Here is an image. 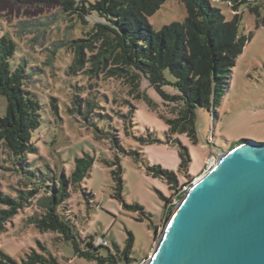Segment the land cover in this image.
<instances>
[{"label":"rangeland","instance_id":"374dc122","mask_svg":"<svg viewBox=\"0 0 264 264\" xmlns=\"http://www.w3.org/2000/svg\"><path fill=\"white\" fill-rule=\"evenodd\" d=\"M77 1L76 7L80 6ZM95 1L87 0L86 5ZM211 2L227 20L237 14L240 32L250 39L229 75L216 112L197 108V133L192 140L185 132L172 131L168 122L180 117L178 100L164 97L145 76L136 86L133 75L112 58L106 67L95 64L91 56L99 52L103 40L94 39L93 47H85V62L70 70L75 65L77 41L89 42L95 23L101 21L96 12L68 11L61 0H0V33L16 42L11 64L24 68V87L42 105L41 125L32 137L37 152L20 162L5 140L0 141V190L13 198L27 197L0 232V264H23L33 252L54 258L53 264H111L110 255L117 254L115 245L124 250L130 232L133 260L127 261L120 253L119 264H147L169 221L168 206L180 202L179 190L186 193L235 144L264 142V26L257 27L251 9L257 7L263 21L264 0ZM186 16L181 0H166L148 19L159 30ZM115 67L122 69L116 73ZM166 76L174 81L169 71ZM162 91L169 96L180 94L172 84L164 85ZM6 104L0 96V115ZM115 138L122 148L138 155L125 154L115 145ZM182 146L191 156L187 171L181 169ZM85 154L94 158L88 176L76 185L69 181L68 195L57 207L73 228L80 251L85 252L80 254L59 232L41 229L35 218L48 212L54 187L61 177L70 179L76 159ZM116 159L122 166L123 201L116 196L112 171ZM154 165L174 171L176 187L150 171ZM124 203L140 204L146 212L143 220L140 210ZM1 208L9 206L0 202ZM92 238L96 245L106 240L108 246L87 245Z\"/></svg>","mask_w":264,"mask_h":264},{"label":"trees","instance_id":"16d2710c","mask_svg":"<svg viewBox=\"0 0 264 264\" xmlns=\"http://www.w3.org/2000/svg\"><path fill=\"white\" fill-rule=\"evenodd\" d=\"M66 10L75 12L77 9L91 14L96 12L101 21L95 23V27L89 34L91 40L87 42L78 40L76 44L75 65L70 70L76 69V65H83L86 60L83 52L85 47H93V40H103L99 46V52L91 56L95 64L105 63L111 58L116 64L126 67L124 70L130 75L136 86L140 87L142 76L149 79L164 97L170 100H178L180 117L169 119L172 131L185 132L192 140L196 139L197 108H205L216 112L220 106L223 92L229 84V75L236 64L238 56L243 52L250 37L240 32V19L236 14L231 20H227L220 8L213 5L211 0H181L187 9L184 21L173 22L164 25L159 30H154L149 22V16L160 9L166 0H96L86 5L87 0H80V6L76 7L77 0H61ZM229 3L247 2L250 0H221ZM256 16L257 27L264 26V20L260 21V13L257 7L251 8ZM16 52V42L9 36L0 33V96L6 98V111L0 115V141L5 140L12 152L21 162L24 157L38 147L33 142V132L41 125L40 101L26 89L25 71L22 66L13 68L11 57ZM122 68L113 70L119 73ZM169 71L174 77L171 81L166 76ZM172 84L179 90L177 96L166 95L162 87ZM89 106L93 104L89 101ZM53 110L57 112L58 106L52 102ZM153 140V139H151ZM117 147L121 145L114 139ZM122 148V147H121ZM127 155H138L137 152L122 148ZM181 169L187 171L191 156L187 147L180 150ZM94 164V158L89 154L76 159L75 169L70 179L61 177L58 187H54L53 196L50 199L48 212L42 218H35L41 229H51L59 232L68 241H71L80 254L78 240L73 228L57 212V207L65 201L68 195V183L79 184L84 180ZM115 166L113 176L116 181V196L123 201V177L122 166L119 159L112 163ZM149 170L155 175L163 176L169 184L177 185L174 171H169L159 165L149 166ZM27 172L30 170L26 169ZM179 190V189H177ZM185 191L179 190L176 197L181 200ZM166 202L171 199L162 196ZM22 199L13 198L0 190V202L8 205L7 209H0V232L6 228V224L23 207ZM132 210H140L143 220L146 212L138 204H126ZM175 204H170L166 210V218L170 220ZM134 236L130 232L124 250L117 245L116 256L111 254V264L120 263V253L127 261H132L130 252L133 247ZM87 245L99 249L103 244H95L92 238ZM7 257V256H5ZM8 258V257H7ZM9 262H11L9 260ZM1 263H4L2 261ZM54 258L33 252L23 260V264H53Z\"/></svg>","mask_w":264,"mask_h":264},{"label":"water","instance_id":"95a60500","mask_svg":"<svg viewBox=\"0 0 264 264\" xmlns=\"http://www.w3.org/2000/svg\"><path fill=\"white\" fill-rule=\"evenodd\" d=\"M147 264H264V142L235 144L194 182Z\"/></svg>","mask_w":264,"mask_h":264},{"label":"built area","instance_id":"2783aa9c","mask_svg":"<svg viewBox=\"0 0 264 264\" xmlns=\"http://www.w3.org/2000/svg\"><path fill=\"white\" fill-rule=\"evenodd\" d=\"M105 243V244H104ZM98 244H103V245H107L108 242L106 240H103L102 242H99Z\"/></svg>","mask_w":264,"mask_h":264},{"label":"bare ground","instance_id":"6f19581e","mask_svg":"<svg viewBox=\"0 0 264 264\" xmlns=\"http://www.w3.org/2000/svg\"><path fill=\"white\" fill-rule=\"evenodd\" d=\"M199 178H200V177H199ZM199 178H198V179H199Z\"/></svg>","mask_w":264,"mask_h":264}]
</instances>
